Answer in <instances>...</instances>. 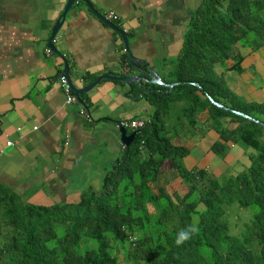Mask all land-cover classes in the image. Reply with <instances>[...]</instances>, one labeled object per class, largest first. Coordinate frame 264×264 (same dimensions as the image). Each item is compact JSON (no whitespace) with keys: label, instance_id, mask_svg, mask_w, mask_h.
<instances>
[{"label":"trees","instance_id":"obj_1","mask_svg":"<svg viewBox=\"0 0 264 264\" xmlns=\"http://www.w3.org/2000/svg\"><path fill=\"white\" fill-rule=\"evenodd\" d=\"M263 44L264 0H202L172 69L161 77L175 84L135 89L152 113L97 188L87 187L75 202L45 206L0 185V264H264V102L237 95L214 70L240 71L245 53L239 49ZM175 101L184 104L172 116ZM203 110L218 134L211 153L224 158L228 143L250 150L249 163L221 180L206 168L186 169L188 149L166 128L185 121L201 129ZM166 161L178 172L181 195L152 188ZM189 224L199 231L176 246L177 233Z\"/></svg>","mask_w":264,"mask_h":264},{"label":"crops","instance_id":"obj_2","mask_svg":"<svg viewBox=\"0 0 264 264\" xmlns=\"http://www.w3.org/2000/svg\"><path fill=\"white\" fill-rule=\"evenodd\" d=\"M88 1L103 17L109 10L114 12L116 20H108L125 32L135 66L120 36L83 3L73 4L66 14L57 32L56 55L44 43L65 0H0V185L22 201L45 206L72 203L87 187L100 185L104 172L125 147L119 141L116 121L144 119L152 113V105L135 95V89L141 88V83L156 84L149 81L150 70L160 78L167 74L163 65L174 62L188 20L202 2ZM239 51L245 54L237 72L242 75L251 67L264 79V44L254 51ZM64 62L76 87L105 73L144 79L128 84L101 79L82 94L83 103L66 104L56 81ZM233 91L247 92L249 101L264 102V87ZM80 108L86 114H80ZM205 112L199 116L203 128H193L197 131L194 139L195 133L186 144L179 142V133L172 139L188 149L182 159L186 169L210 164L209 147L218 134L206 125ZM7 141L11 144L6 145ZM193 146L202 149V157L192 152ZM228 157L231 163L234 158L229 154L221 160L227 164ZM152 188L184 193L170 161L160 166Z\"/></svg>","mask_w":264,"mask_h":264},{"label":"water","instance_id":"obj_3","mask_svg":"<svg viewBox=\"0 0 264 264\" xmlns=\"http://www.w3.org/2000/svg\"><path fill=\"white\" fill-rule=\"evenodd\" d=\"M78 3H83L84 6L88 10H90L92 15L96 19H98L100 22L105 24L107 27H109L110 29L115 31L120 36V38L123 42V47H124V49L128 55L129 61H130L132 66H135L133 63L135 62L136 59L130 55L125 32L122 29L118 28L115 24H113V22L109 21L108 19L103 17L100 13H98L88 0H65L60 14L55 19V21L52 23V25L49 28V31L45 37V43H44L45 48L48 49V51L50 53L59 55V51H58V47H57V45H58L57 32H58L59 28L61 27V24L63 23V21L66 17V14L70 11L72 5L78 4ZM149 72H150L149 75L151 76L150 80H149L150 82L156 83V84L161 85V86L169 87V88L175 84L174 82H171V83L162 82L161 78L157 74H155L152 70H150ZM62 73L65 75L67 82L69 83L70 88H71L72 92L75 94L77 101L79 103H83V99L81 98L82 94L87 92L93 86H95L101 79L121 81L125 84L130 83V81H138L140 78L144 79V77H139V76L134 75V74L120 76V75L105 73V74L97 76L93 81H91L85 85H82L80 87H76L70 79V75L68 73V66L65 62L63 65ZM193 85L198 87L197 83H193ZM208 99L213 105H215L219 108H222V109H227L221 103L214 101L210 96H208ZM228 110L237 114V115H241L245 118H248L249 120L256 121L252 117H250V116H248L242 112L231 110V109H228ZM115 127L117 129L118 134H119V141L125 147H127L131 143L134 135L138 132V129H134V130H131L129 132L125 127H123L121 124H119V121H116Z\"/></svg>","mask_w":264,"mask_h":264},{"label":"rangeland","instance_id":"obj_4","mask_svg":"<svg viewBox=\"0 0 264 264\" xmlns=\"http://www.w3.org/2000/svg\"><path fill=\"white\" fill-rule=\"evenodd\" d=\"M163 66H164L163 71L167 72L168 70L172 69L173 62L171 63L170 61H168ZM223 68H224L223 66H220V67L215 66L214 70L216 72L221 71V74L225 79L226 85L232 91H233V88L237 91V89H239L240 87H242V89L247 88L249 86H252L255 89H259V87H261V88L264 87V79L261 76H259L257 74V72L254 71L253 68H251V67L244 69L242 75L239 74L236 70H226ZM237 78H239V80L242 81L241 86L238 84ZM236 94L243 96L244 98L248 97L247 92H245V91L239 92ZM183 104L184 103L182 101L172 102L171 103V109H170V111H172L171 115L173 116V115L177 114L179 112L180 106ZM174 117H170V118L173 119ZM173 120H175V118ZM255 122H257V120ZM179 124L182 125L181 126L182 128L183 127H186V128L181 129V127H179ZM197 125L199 127L200 123L197 122ZM187 127H188V125H186L185 121H182V122L178 123V126L175 128H172V127H166V128H169L171 131L176 130L179 133L178 134L179 142L186 144L187 141L190 140L189 138L195 132L197 133V131H194L192 128H187ZM196 133L193 135V139L196 136ZM184 138H186V140ZM228 145L229 146L227 147V156L229 154L231 157L234 158V160L231 163L229 162L230 157L227 158L228 160L226 162H229L230 164L229 163L225 164L221 160V158H219L213 154H210L211 153L210 151L208 152V158H210V164L207 165L206 169L209 170L210 172H214L217 175V178L220 180L222 179V177H226L228 175H233V174L239 172L241 169H243L249 163V159L247 157V154L250 151L249 149L245 148L241 144H235V145L231 146V143H228ZM190 149L192 150V152L195 153V155H197V157L203 156V151L199 147L193 146V147H190ZM240 211L244 212L245 214L247 213V210L243 209V208H241Z\"/></svg>","mask_w":264,"mask_h":264},{"label":"built area","instance_id":"obj_5","mask_svg":"<svg viewBox=\"0 0 264 264\" xmlns=\"http://www.w3.org/2000/svg\"><path fill=\"white\" fill-rule=\"evenodd\" d=\"M104 17L109 20H116V15L111 10L107 11L104 14ZM56 81L63 94L64 103L70 104V103L77 102V98L75 94L72 92L70 85L67 82V79L63 73H60L57 75ZM79 113L86 114V111L83 108H80ZM144 123H145L144 119L136 118V117L119 121V124H121L123 127H125L129 131L142 127ZM10 144H11V141L6 142V145H10Z\"/></svg>","mask_w":264,"mask_h":264},{"label":"clouds","instance_id":"obj_6","mask_svg":"<svg viewBox=\"0 0 264 264\" xmlns=\"http://www.w3.org/2000/svg\"><path fill=\"white\" fill-rule=\"evenodd\" d=\"M198 231L199 229L195 224H189L186 228L181 229L176 235V246H181L190 241Z\"/></svg>","mask_w":264,"mask_h":264}]
</instances>
